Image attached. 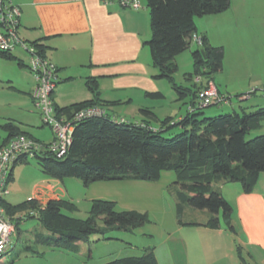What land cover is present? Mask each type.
<instances>
[{"label": "trees", "instance_id": "16d2710c", "mask_svg": "<svg viewBox=\"0 0 264 264\" xmlns=\"http://www.w3.org/2000/svg\"><path fill=\"white\" fill-rule=\"evenodd\" d=\"M229 1L145 0L150 14L151 36L144 44L158 73L155 79H165L182 97L190 93L189 90L188 93L180 92L182 89L173 84V75L178 69L175 58L191 46V38L196 33L194 19L226 11ZM30 45L45 58L43 45L37 42ZM200 47L191 52L193 73L188 77L204 76L209 81L222 70L224 50L211 46L206 38H201ZM0 56L14 59L9 52H0ZM205 83L197 85L191 93L187 104L193 108L192 111L186 110V114L177 121L163 119L155 129L148 121L139 124L113 121L105 107L118 103L102 101L97 82L87 79L85 85L92 98L66 107L54 104L55 116L70 119L76 112L89 107H97L104 114L74 122L71 144L62 158L57 159L47 150L34 153L33 158L37 159L47 178L59 181L78 178L85 187L126 180L152 183L159 181L163 172H173L177 187L175 209L178 225L218 230L221 227L218 214L221 212L223 227L235 234L232 208L212 184L239 183L243 193L252 192L259 176L264 173V135L250 139L246 136L264 121V108L250 113L232 112L201 118L202 109L195 108V105ZM146 96L162 98L159 93ZM141 112L148 113L147 110ZM175 127L179 131L171 134L170 130ZM2 129L6 137L0 147L20 135L31 138L11 123H6ZM26 156L21 155L18 162L25 160ZM185 206L207 211V221L203 224L181 221ZM3 208L15 232L22 221L30 218H35L45 229L46 233H32L31 245L25 248L30 253H35L34 247L41 246L79 255L81 244L109 241L113 239L112 232H132L148 222L147 213L118 211L115 203L107 200L91 201L86 219L67 215L66 212L75 210L76 206L64 199L50 200L43 207L36 200H26L18 206L4 201ZM92 236H96V241H90ZM6 253L0 255V259ZM106 264L158 262L153 250L149 249L140 256L116 259Z\"/></svg>", "mask_w": 264, "mask_h": 264}, {"label": "crops", "instance_id": "0c3cea01", "mask_svg": "<svg viewBox=\"0 0 264 264\" xmlns=\"http://www.w3.org/2000/svg\"><path fill=\"white\" fill-rule=\"evenodd\" d=\"M12 1L20 9L18 37L27 44L37 42L43 45L45 58L57 69V81L52 94L55 105L66 107L90 100L92 95L86 88L85 82L87 79H93L97 82L102 101L118 103L105 107V112L109 113L112 118L123 120L126 123H139L148 119L150 125L157 129L158 127L153 126L151 122L159 124L161 120L170 117H176L174 121H177L176 119L185 115H180L176 109H165L162 112L156 110V107H164L162 102L166 98L164 91L167 92V89L160 83V79L154 78L158 73L151 64L149 49L144 44L151 36L150 14L149 12L147 14L146 10H141L142 6L138 10L123 8L117 0ZM263 1L230 0L226 11L195 18L196 33L194 35L206 38L211 46L222 49V44L213 45L211 43L212 32L225 33L226 38L232 41L243 40L250 44L258 41L251 35L260 34L263 35L264 41V17L259 8ZM199 26L202 27V31L198 33ZM12 52L13 60L16 59L19 65L24 67L23 61L27 58L25 51L22 48H16ZM241 56V58H246L242 60V64L247 66L254 57L251 54ZM224 69H226L225 54L221 72ZM27 78L29 79L28 95L30 96L35 82L28 73ZM209 81L214 84L221 96L214 78L212 77ZM73 84H78V86L81 84L82 90L79 91V87ZM66 86L72 92L63 95L62 89ZM155 93L161 94L162 98L153 99L146 96ZM241 98L242 100L247 99L246 96H241ZM189 105L186 109L190 107ZM142 110H147L148 113L144 114ZM2 140H0V145ZM138 182L126 180L122 183L138 184ZM157 182H148V188H151L148 190V195L150 193L153 195L152 186ZM68 184L69 181L65 180L43 178L33 186L26 200L32 198L40 205H45L50 200L64 199L75 205L76 200ZM103 184L98 185L99 192L92 189L94 184L88 187L87 190L91 191L92 195L88 198L89 204L93 200L108 199L107 201H115L116 205V202L120 201L117 197L121 196V191L129 188L120 187L121 185H118L117 189L114 186L109 187L113 190V198H111V194L108 195L100 189ZM226 185L230 187V196L227 198L221 191ZM212 186L218 189L230 204L232 226L236 233L233 234L223 227L218 230H210L201 226L192 227L201 228L204 230L203 236L222 245L224 252L221 255L222 258L226 257L228 251L230 257L232 253H235L240 264H264V173L259 176L254 189L249 194L243 193L241 187L235 183H213ZM102 188L106 189L105 186ZM175 192L176 189L174 190L176 205ZM133 193L128 192L129 196ZM4 201L7 202L6 198ZM80 248L82 249V245ZM202 249L205 250V247ZM199 251L202 260L205 258L206 251L201 249ZM154 255L160 264L155 252ZM220 257L218 260L222 259ZM218 260L212 259L210 263L205 261L203 264H217Z\"/></svg>", "mask_w": 264, "mask_h": 264}, {"label": "rangeland", "instance_id": "374dc122", "mask_svg": "<svg viewBox=\"0 0 264 264\" xmlns=\"http://www.w3.org/2000/svg\"><path fill=\"white\" fill-rule=\"evenodd\" d=\"M140 3L143 7L141 10H146L148 14L149 10L145 0H140ZM259 8L263 12L261 15L264 17V1L259 5ZM200 31H202V27H200L198 33ZM252 36L258 41L250 44L243 40L232 41L226 38L225 33H211V43L213 45L222 44L225 54L226 69L213 76L219 92L225 100L201 108V118H210L232 112L250 113L264 108V41L263 35L254 34ZM248 46L250 47L248 48ZM200 48V45L191 43L189 50L176 56L175 61L178 69L173 75V84L182 89L183 91L179 90L182 93H188L189 90L190 93L186 97H182L176 92L165 79H160V83L166 87L167 92L164 91L166 95L165 100L162 102L164 107H156L158 112L165 109H176L180 115L186 114V110H188V108L186 109L188 107L186 102L191 99V93L197 88V85L206 82L204 76L200 78V82H196L194 76L188 77L193 73L191 51ZM247 54L254 55L249 66L242 64V60L246 58H241V55ZM26 57L23 62L27 67L25 65L24 67L20 66L16 59L0 57V140L6 136L2 126L11 123L35 141L41 144H49L53 140V132L48 125H43L41 115L38 111L36 112L31 97L28 95L29 79L27 73L32 78L33 75L28 69L29 55L27 53ZM73 85L79 87V91L82 90L81 84L79 86L78 84ZM62 90L63 95L72 92L70 88L67 89V86ZM241 96H246L247 99L242 100ZM195 108H198L197 104ZM170 118L174 120L176 117ZM151 124L156 127L159 126L157 123L151 122ZM170 131L171 134H175L179 130L175 127ZM258 135H264V121L258 129L252 130L246 136V139ZM166 137H169V134H166ZM43 178L47 177L42 173L37 159L26 156L25 160L19 161L13 168L8 187L9 195L6 197L7 203L11 206L23 204L33 186L42 181ZM64 180L69 181L70 191L76 200L75 210L66 212V214L74 218L86 219L89 214L90 204L88 198L92 196L91 191L87 190L88 187L83 186L82 181L78 178H66ZM175 181L173 172H163L159 181L152 186L153 195L151 193L148 195V190H151V188H148V182L144 181H139L138 184L122 183L124 181L106 182L103 184L106 189L102 188L101 185L100 189L108 195L111 194V198H113V190L109 187L114 186L116 189L118 185L123 188L129 187L127 190H122L121 196L117 197L120 200L116 202L117 210L147 213L148 222L132 232H112L110 235L113 239L109 241H98L88 245L81 244L82 252L79 255L41 246L34 247L35 253L27 251L25 248L31 245L32 233L37 231L46 233V231L35 218L26 219L19 224L17 232L11 237L7 253L0 259V264H106L116 259L140 256L144 250L149 249L156 253L160 264H203L205 261L211 262L212 259L218 260L224 254L222 245L219 242L211 241L203 236L204 230L201 228L179 227L174 207V190L177 188L174 184ZM101 183L92 185V189L99 192L98 185ZM235 184L240 186L239 183ZM223 188L221 190L222 194L227 198L230 196V187L228 188L226 185ZM128 192H135L133 193L135 195L131 194L129 196ZM218 218L221 227H223L221 212L218 214ZM207 219V211L196 210L189 206H185L180 215V220L186 223L203 224ZM98 226H101V223H98ZM96 239V236L90 237V241H96ZM204 247L205 250L202 249ZM200 249L206 251L205 258L202 260L199 256ZM228 254L227 251L225 258L221 256L222 259H219L217 264H240L235 257V253H232L231 257Z\"/></svg>", "mask_w": 264, "mask_h": 264}, {"label": "built area", "instance_id": "2783aa9c", "mask_svg": "<svg viewBox=\"0 0 264 264\" xmlns=\"http://www.w3.org/2000/svg\"><path fill=\"white\" fill-rule=\"evenodd\" d=\"M117 2L123 8L134 10L141 8V3L138 0H117ZM19 17L20 9L12 0H0V52L10 53L16 48H22L29 55L28 69L35 82L30 96L35 109L41 115L43 125H48L51 128L53 140L44 145L32 138L20 135L0 147V255L7 251L11 237L15 234L13 223L5 215L3 202L9 194L8 184L11 170L18 162L19 157L21 155L33 157L34 153L47 150L57 159L62 158L71 144L74 122L104 114L97 107H89L76 112L70 119L55 116L52 94L57 81V69L49 60L39 56L30 44L23 42L18 37ZM191 42L197 45L201 44L200 38L194 35ZM196 82H200V77L196 78ZM224 100V97L218 95L214 84L211 81H206L205 87L198 93L197 107L205 108ZM192 110L193 108H188L189 112ZM112 120L119 123L124 122L115 118Z\"/></svg>", "mask_w": 264, "mask_h": 264}]
</instances>
